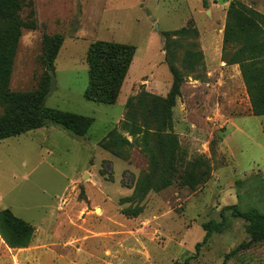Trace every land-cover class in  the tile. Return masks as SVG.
Instances as JSON below:
<instances>
[{
    "label": "rangeland",
    "instance_id": "374dc122",
    "mask_svg": "<svg viewBox=\"0 0 264 264\" xmlns=\"http://www.w3.org/2000/svg\"><path fill=\"white\" fill-rule=\"evenodd\" d=\"M231 1H27L9 89L46 85L45 42L61 35L44 104L94 122L85 137L48 121L0 141V210L35 228L26 249L0 237V264H264V240L244 247L246 222L229 212L196 251L203 223L241 200L238 180L251 181L252 202L264 193V116L252 112L239 64L222 60ZM237 1L264 14V0ZM185 28L193 32L176 33ZM99 40L136 48L115 104L84 96L86 53ZM171 66L181 94L171 124L159 126L155 100L171 89ZM128 110L134 136L123 126ZM112 128L131 142L122 158L100 146Z\"/></svg>",
    "mask_w": 264,
    "mask_h": 264
},
{
    "label": "trees",
    "instance_id": "16d2710c",
    "mask_svg": "<svg viewBox=\"0 0 264 264\" xmlns=\"http://www.w3.org/2000/svg\"><path fill=\"white\" fill-rule=\"evenodd\" d=\"M28 0H0V103L5 112L0 118V141L25 134L41 128L48 121L60 124L78 136H87L94 118L50 108L44 104V96L50 88V74L45 86L27 92H15L9 89V79L16 55L22 29L26 24L19 17V12ZM206 5V0H203ZM192 30L182 29L177 34L190 33ZM193 32V31H192ZM173 33L165 32L166 53L169 57L168 40ZM63 36L54 35L45 42L44 62L53 69V62L63 43ZM135 46L127 43L95 41L90 44L86 53L89 82L84 96L90 101L115 104L127 77L135 56ZM222 60L228 64H239L240 72L248 93L251 109L255 116H264V14L232 0L227 10ZM173 83L165 97H156L155 103L160 104L157 111V125H170L172 108L176 98L181 94L182 77L176 68L170 67ZM157 101V102H156ZM126 109L130 110L131 100ZM156 106V105H155ZM128 110L123 122L124 128L131 135H136L137 128L128 124ZM160 116V117H159ZM163 121V122H162ZM135 127V126H133ZM131 142L112 128L101 140L100 146L109 150L117 157H124V148ZM148 145V144H147ZM251 181L238 180L237 191L241 197L238 204L226 206L221 210L222 220H210L203 223L206 231L203 242L196 245V251L214 233L223 231L226 226V213L246 222L251 240L244 247L264 240V193L260 190L258 202L248 197L247 185ZM261 182V181H260ZM263 187L264 184L259 183ZM264 189V188H263ZM35 235V228L22 218L13 214L10 209L0 210V236L11 249L30 246Z\"/></svg>",
    "mask_w": 264,
    "mask_h": 264
},
{
    "label": "water",
    "instance_id": "95a60500",
    "mask_svg": "<svg viewBox=\"0 0 264 264\" xmlns=\"http://www.w3.org/2000/svg\"><path fill=\"white\" fill-rule=\"evenodd\" d=\"M49 74H50V89H49V92L47 94H45L44 101L51 95V93L56 88V79H55V75H54L53 69L49 70Z\"/></svg>",
    "mask_w": 264,
    "mask_h": 264
},
{
    "label": "crops",
    "instance_id": "0c3cea01",
    "mask_svg": "<svg viewBox=\"0 0 264 264\" xmlns=\"http://www.w3.org/2000/svg\"><path fill=\"white\" fill-rule=\"evenodd\" d=\"M1 237V236H0ZM2 239V238H1ZM2 242H4V240L2 239ZM5 243V242H4ZM8 247V246H7ZM9 248V247H8ZM11 249V248H10ZM21 249H26V248H21Z\"/></svg>",
    "mask_w": 264,
    "mask_h": 264
}]
</instances>
